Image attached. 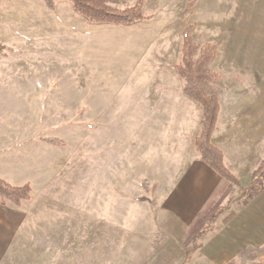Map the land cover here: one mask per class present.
<instances>
[{
	"label": "crops",
	"instance_id": "1",
	"mask_svg": "<svg viewBox=\"0 0 264 264\" xmlns=\"http://www.w3.org/2000/svg\"><path fill=\"white\" fill-rule=\"evenodd\" d=\"M192 1L187 0V6H191ZM201 2L195 0L193 8L197 9ZM253 2L255 14L252 17L238 16L242 27L238 28L235 51L232 45L229 52L224 51L225 45L222 46L221 41L225 38L215 40L204 34L206 41L218 46L212 70L222 79L216 89L220 110L212 143L222 151L224 164L243 187L248 185L264 159V0ZM69 4L60 2L57 6L69 7L79 18L81 31L73 33L77 40L76 77L50 78L51 62L46 57L51 54L46 55L43 50L34 52L30 49L29 65L18 71L16 49L9 57L0 55V179L13 187L34 183L30 170L36 161L21 160V153L36 150L37 130L21 128L19 124L22 118L29 119L30 114L36 119L35 105L70 103L83 114L89 107L94 119L109 121V158L102 161L100 157L94 158L95 167H108L109 180L116 183V169L132 166L139 180L145 178L159 186L163 191L160 199L164 201L163 212L159 210V215L166 226H173L168 227L169 232L178 244L175 239L166 242L163 253L158 255L163 257L162 263L178 264L185 257L182 244L192 232L197 216L231 186L201 161L195 145L201 133L203 111L198 102L185 95V83L177 71L182 33L159 30L133 38V33L128 32L123 38L130 41L125 43L127 51L124 53L127 54L124 55L114 46H108L110 43L106 42L113 40L111 37L104 38L107 48L101 49L97 42L100 36L85 32L86 28L91 30L99 25L87 24V20L79 17ZM147 21L129 26H106L131 29ZM250 23L254 25L252 32ZM250 32L256 38L253 48L246 43ZM85 38L95 49L84 47ZM135 47L142 48L140 56L134 52ZM121 54L125 58L122 59L124 64L118 58ZM28 62L25 60L23 64ZM130 62L135 64L126 65ZM226 62L230 63L226 65ZM60 93L61 98H54ZM40 112L44 114L42 117L50 120L63 118L62 115L53 116L52 109L45 108ZM132 120L141 123L134 131L137 138L131 140L124 133L130 129L126 121ZM119 152L135 155L131 161L126 156L118 160ZM45 197L44 205L37 206L34 196L20 207L11 203L4 206L0 199V264H34L39 258L52 260L57 253H53L55 243L52 241L42 246L21 238L24 227L74 225L70 224L74 220L68 218L69 213L63 214L58 222L54 209L58 205L53 204L49 195ZM40 207L44 213L37 211ZM199 245L187 264H242L253 261L252 255L255 261H264V191L246 205L237 203L225 210L218 218L216 229Z\"/></svg>",
	"mask_w": 264,
	"mask_h": 264
},
{
	"label": "rangeland",
	"instance_id": "2",
	"mask_svg": "<svg viewBox=\"0 0 264 264\" xmlns=\"http://www.w3.org/2000/svg\"><path fill=\"white\" fill-rule=\"evenodd\" d=\"M139 1H143L142 14L145 17L143 21L148 20L144 25L131 29L99 25L92 27L91 30L86 28L85 32L90 31L96 37L100 36L97 42L101 49L104 46L107 48L106 43H110L108 46H114L121 53L127 51L125 43L130 41L123 38L128 32L133 33V38L150 31L181 32L183 39L177 71L185 85V79L178 70V67L183 65L185 31L191 28L194 41L201 42L202 45L210 44L217 49L216 44L206 41L204 34L215 40L225 38L221 41L222 46L225 45L224 51L229 52L231 45L232 50L235 51L234 44L239 32L238 28L242 27L238 22V16L252 17L255 14L253 0H202L197 9L193 8L195 0L192 1L191 6H187V0L184 3L180 0H120L115 8L123 10L134 6ZM66 3L69 4V2ZM79 17L83 18L80 15ZM77 19L79 18L75 17L69 7L56 6V9L52 11L43 0H0V44L3 47L0 55L9 57V54L16 49V71H18L29 65L30 49L34 52L43 50L47 53L46 55L51 54L46 57L51 62L52 76L50 78L56 80L76 77L77 40L73 33L81 31ZM86 23L89 24L88 21ZM250 24L252 32L254 25ZM251 32L246 43L253 48L256 38ZM106 37H111L113 40L105 43ZM134 42L137 41L134 40ZM134 42L132 41V44H135ZM84 47L95 49L87 38H85ZM135 48L134 52L139 53L142 50L140 47ZM255 49L257 50V47ZM69 52H72V55ZM136 55L140 56V53ZM199 55L200 53L197 52L195 58L198 59ZM87 58L85 57L86 60ZM118 58L119 61L125 59L122 54ZM25 60L28 63L23 64ZM109 60L112 59L109 58ZM214 61L209 64V68L220 77L212 70ZM121 62L124 64L123 60ZM228 63L230 62L225 64ZM132 64L135 63L130 62L126 65ZM88 66L91 69L90 62ZM89 78L91 79V76ZM221 81L220 77V81L213 84L212 88L216 90ZM61 96L60 93L54 98H61ZM35 107L36 119L30 114L29 119L22 118L19 124L21 128L37 130L34 142L37 146L36 150L21 153V160L36 161L35 166L30 170L33 173L31 176L34 182L33 185L29 184L32 189L30 200L35 196L36 205L41 206L46 204L45 196L49 195V198L53 199V204L58 205L54 208L58 214V222L64 217L63 214L69 213L68 218L74 220V222L70 221V224L74 225L46 227L40 224L36 227H24L21 238H25L31 244L43 246L48 241L55 243L53 253L55 251L57 253L55 252L52 256V260L39 258L34 264H170L162 263L160 260L163 261V257L159 258L160 252L163 253L164 250L162 247L167 243L175 239L178 244L177 239L169 232L168 227L173 226H166L161 220L162 215H159V210L163 212L164 207V201L160 199L163 191L159 190L157 184L144 180L145 178L139 180L135 177L132 166L116 169L118 173L116 183L110 182L108 167L105 169L95 167L94 158L100 157L101 161L109 158V121L94 119V114L89 107L84 109L83 114L76 109L75 104L70 103H52L35 105ZM45 108L52 109L53 116L62 115L63 118L50 120L45 116L42 117L44 114L40 110ZM114 122L117 123V121ZM126 122L130 124V129L125 131L124 136L130 137L131 140L137 138L138 135L134 134V131L140 127L141 121ZM51 137L63 143L53 145L44 141ZM100 148L105 151H98ZM134 155L132 152L127 154L119 152L118 160L126 156V159L129 158L131 161ZM52 163L53 166H51ZM230 185V188L212 203L214 207L222 209L230 202V207L238 203L243 194V186L232 183ZM37 211L44 213L43 207ZM251 257L253 261L242 264L264 262L255 261L254 255Z\"/></svg>",
	"mask_w": 264,
	"mask_h": 264
},
{
	"label": "trees",
	"instance_id": "3",
	"mask_svg": "<svg viewBox=\"0 0 264 264\" xmlns=\"http://www.w3.org/2000/svg\"><path fill=\"white\" fill-rule=\"evenodd\" d=\"M48 9L54 11L57 3L69 2L72 4L74 12L84 17L89 24L95 25H116L129 26L143 21L145 17L142 14L143 1L137 2L134 6L126 9L115 8L120 0H43ZM0 44V51L2 50ZM197 52L200 53L196 59ZM218 49L210 44L202 45L192 38L191 28L184 33L183 46V65L178 67L182 77L185 79V94L203 108V119L200 136L195 140L196 148L200 154V159L226 181L241 186L238 180L224 164V155L221 150L212 143V136L216 129L220 103L218 92L212 88V85L220 81V77L213 73L209 64L214 61ZM45 142L53 145H59L63 142L57 139H44ZM259 188V191H255ZM243 194L239 198L240 205H246L257 195L264 191V159L259 163L252 179L246 187H242ZM32 189L29 184L20 187H13L0 179V199L2 205L7 202L16 207H20L24 201L30 200ZM228 206L220 209L212 204L206 210L202 211L196 219V223L188 238L183 242L185 248V257L180 264H187L192 255L199 249L200 241L210 232L216 229V223L219 216ZM254 264H264L254 263Z\"/></svg>",
	"mask_w": 264,
	"mask_h": 264
}]
</instances>
